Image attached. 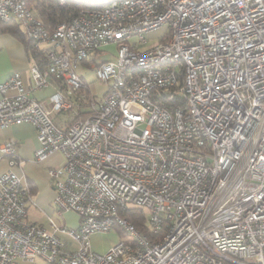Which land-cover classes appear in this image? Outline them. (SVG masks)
Instances as JSON below:
<instances>
[{"label": "built area", "instance_id": "2783aa9c", "mask_svg": "<svg viewBox=\"0 0 264 264\" xmlns=\"http://www.w3.org/2000/svg\"><path fill=\"white\" fill-rule=\"evenodd\" d=\"M88 2L48 30L26 0H0V23L44 47L32 88L56 86L37 100L14 72L0 83V128L33 126L36 163L61 156L47 170L52 203L79 218L76 228L29 222L31 187L7 170L0 264H264V0ZM111 43L114 60L92 64ZM88 62L107 83L99 99L76 72ZM15 145H0L11 168ZM129 207L152 238L119 214ZM114 228L127 241L93 251L90 237Z\"/></svg>", "mask_w": 264, "mask_h": 264}, {"label": "crops", "instance_id": "0c3cea01", "mask_svg": "<svg viewBox=\"0 0 264 264\" xmlns=\"http://www.w3.org/2000/svg\"><path fill=\"white\" fill-rule=\"evenodd\" d=\"M42 48L44 47L42 46ZM32 65H34L33 60L27 53L23 42L11 33L0 31V83L6 81L14 72H19L30 96L37 100L48 99L56 91V86L51 83L43 89L32 88L29 75V68ZM57 118L61 123L69 119V117L61 115H57ZM7 140L15 141L16 151L21 163L11 168L8 165L7 157L0 154V175L12 169L16 174L23 176L31 187V201L26 206L27 220L47 230H50L49 218L58 225L76 228L79 223L77 214L72 211L58 214L52 203L55 191L52 181L47 176V170L50 167L60 165L62 162L61 156L54 154L42 163L33 161V154L38 142L35 129L30 124L24 123L0 128V145ZM60 238L69 243L70 249L75 248V244L66 236L60 235ZM91 249L95 251L92 246ZM34 264L47 263L38 257L34 260Z\"/></svg>", "mask_w": 264, "mask_h": 264}, {"label": "trees", "instance_id": "16d2710c", "mask_svg": "<svg viewBox=\"0 0 264 264\" xmlns=\"http://www.w3.org/2000/svg\"><path fill=\"white\" fill-rule=\"evenodd\" d=\"M61 0H26L28 7L43 23L48 30L53 29L57 24L69 20L75 16L82 8L91 7L83 4L82 0H65L60 4ZM0 31L11 33L18 37L23 44L29 56L33 60V64L41 66L45 59V53L42 49L36 48L32 42L27 39L26 34L20 28L19 24L14 21L1 22ZM119 214L127 218L141 233L152 238L149 235L148 228L145 225V214L139 208L129 207L121 210ZM119 238L126 235L121 230L114 228Z\"/></svg>", "mask_w": 264, "mask_h": 264}, {"label": "rangeland", "instance_id": "374dc122", "mask_svg": "<svg viewBox=\"0 0 264 264\" xmlns=\"http://www.w3.org/2000/svg\"><path fill=\"white\" fill-rule=\"evenodd\" d=\"M89 2L88 0L86 2H83L84 5H87ZM166 30L165 28L158 29L151 33L149 38V44L153 43L157 38L160 39L164 34ZM117 51L116 44H108L101 48V51L98 53V55L95 58V61L92 63L96 65V63L102 62V61H110L114 60L115 55ZM88 63H80V65L77 67L76 72L77 74L82 78V82L87 85L90 90L96 95V97L99 99L102 97L103 93L107 89V83H103L96 79L94 69H90L88 67ZM61 116L65 117H73L74 114L72 112L69 113H61L59 114ZM121 238H119L118 232L115 229H112L110 232L105 234H96L93 235L90 238V244L92 248L98 252V253H104L106 252L110 247L115 245ZM124 241H127V237L122 238Z\"/></svg>", "mask_w": 264, "mask_h": 264}]
</instances>
